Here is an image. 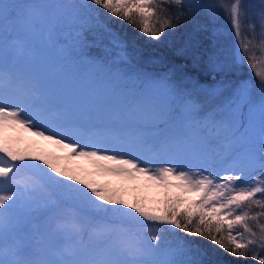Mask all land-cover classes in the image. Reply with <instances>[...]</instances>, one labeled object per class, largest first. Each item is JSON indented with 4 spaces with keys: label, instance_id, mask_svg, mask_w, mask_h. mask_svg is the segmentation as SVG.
<instances>
[{
    "label": "snow or ice",
    "instance_id": "snow-or-ice-1",
    "mask_svg": "<svg viewBox=\"0 0 264 264\" xmlns=\"http://www.w3.org/2000/svg\"><path fill=\"white\" fill-rule=\"evenodd\" d=\"M192 9L223 14L235 40L230 62L209 56L212 70L251 73L223 85L216 107L196 97L221 87L138 67L109 25L161 43ZM101 33L124 67L88 54ZM257 42L264 52V0H2L0 264H219L197 240L227 264H264Z\"/></svg>",
    "mask_w": 264,
    "mask_h": 264
},
{
    "label": "trees",
    "instance_id": "trees-1",
    "mask_svg": "<svg viewBox=\"0 0 264 264\" xmlns=\"http://www.w3.org/2000/svg\"><path fill=\"white\" fill-rule=\"evenodd\" d=\"M0 2H2V0H0ZM192 2L194 3L193 0ZM109 25L129 43V50H131L133 46L135 47L138 52L137 60L140 63L136 64L144 70L154 72V65L157 63H167L168 68H173L177 63L181 64L180 67L187 73L185 74V79H190V81L185 80L188 86L193 84L192 79L199 77L205 69L209 70L206 57L209 58L211 52L208 41L211 28L209 17L206 16L202 9H192V15L187 22H181L175 29H169L166 33L167 38L161 43L147 41L146 38L140 37L139 33L136 32L134 28L123 22L109 21ZM201 25L206 26L207 30H200ZM180 36L185 37L186 44L196 46H192L195 48L194 51L190 50L187 53V51L181 50L183 47L178 48L179 42H181V39L178 38ZM191 36H194V38ZM87 39L90 42H96V46L88 49V54L90 56L102 60L109 58L110 62L114 63L116 66L124 67L123 64L117 63V50L109 43V39L106 35L101 33L99 37H93L91 34H88ZM69 40L70 38L68 41ZM133 62L135 63L137 61L134 60ZM144 65L147 67L145 68ZM179 72L180 71H177L178 75L181 76ZM180 235L183 234L181 233ZM186 239L193 240L191 237H186ZM197 243L201 248L213 254V258L217 260L219 264H227V262L232 259L226 254L221 253L218 249H215V246L208 244L207 241L197 240Z\"/></svg>",
    "mask_w": 264,
    "mask_h": 264
},
{
    "label": "rangeland",
    "instance_id": "rangeland-1",
    "mask_svg": "<svg viewBox=\"0 0 264 264\" xmlns=\"http://www.w3.org/2000/svg\"><path fill=\"white\" fill-rule=\"evenodd\" d=\"M193 1L195 4H202V3L211 2V0H193ZM206 16L209 17L208 15H206ZM213 21H215V23ZM209 24H210V28H211L209 40H208L209 44H210V51H211L210 55L215 54L221 62H230V60H231V49L235 45V40L230 34V29L228 28L227 22L223 16V14H219L216 17L209 18ZM225 29H228V31L225 32ZM213 30H216L218 33L215 43L211 39ZM191 37L194 38V36H191ZM178 38L181 39V42H182V43L179 42L178 48L183 47L181 50L187 51V53L190 50L194 51L195 48H193L192 46L196 47L195 45L186 44L185 37L180 36ZM71 42L72 41L70 38L68 43H71ZM253 51L256 53L258 61H259L258 70H264V52L260 51V49L258 47V42H257V47L254 48ZM104 61L110 62V59L109 58L104 59ZM206 61H207V64L209 66V70L205 69V71L202 72L199 77H196V78L192 79L193 81L192 80L191 81L193 84L197 85L200 89H202L204 93L210 92L211 90L216 89L218 87L222 88L221 93L215 97L206 96L204 94H198L197 95L196 99L199 103H201L202 105H205L208 108H211V107H216V106L221 105L224 102V100L226 99V97L228 96L229 92L226 88H223V85H226L229 83V81H234L237 78L247 79V78H249L251 73L247 67L240 68L239 70L235 71L234 74L232 72L226 73V72L213 71L211 66H210V63H209V58L206 57ZM166 65H167V63L155 64L154 65V72L169 69ZM180 65L181 64L174 65L173 68L176 69L177 71H180L179 73L181 74V77L184 80H188V78L185 79V74H187V73L180 67ZM65 75L69 76V77L72 76L73 75L72 70L66 69ZM188 81H190V79ZM186 84H187V82H186ZM193 84H191L189 86L187 85V86L189 88H191ZM31 139H35V138H31ZM38 144L41 148H43L47 151L56 152V154H58V155H63V153L58 152L53 146L48 145L46 142L39 141ZM79 163L83 164L84 162H79ZM140 195H143L149 199H152V198L157 196V190L154 188H143L142 187Z\"/></svg>",
    "mask_w": 264,
    "mask_h": 264
},
{
    "label": "bare ground",
    "instance_id": "bare-ground-1",
    "mask_svg": "<svg viewBox=\"0 0 264 264\" xmlns=\"http://www.w3.org/2000/svg\"><path fill=\"white\" fill-rule=\"evenodd\" d=\"M136 61H137V62H135V63L138 64V63H139L138 60H136ZM168 62H169V61H168ZM170 62H171V60H170ZM173 62H174V61H173ZM141 63H142V62H141ZM139 64H140V63H139ZM177 64H178V63H177ZM167 65H168V64H167ZM167 65H166V66H167ZM121 66H122V65H121ZM139 66H141V65H139ZM144 66H145V68L147 67L146 65H144ZM151 66H152V65H151ZM181 68H182V67H181ZM186 68H187V66H186ZM190 68H191V67H190ZM177 69H178V68H177ZM152 70H153V69H152ZM182 71H183V70H182ZM184 71H185V70H184ZM184 71H183V72H184ZM190 71H191V70H190ZM189 73H190V72H189Z\"/></svg>",
    "mask_w": 264,
    "mask_h": 264
}]
</instances>
